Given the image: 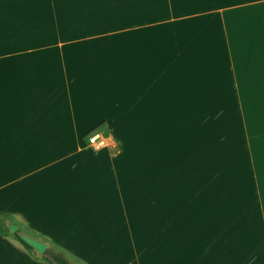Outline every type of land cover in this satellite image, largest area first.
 Listing matches in <instances>:
<instances>
[{"label": "rangeland", "instance_id": "rangeland-1", "mask_svg": "<svg viewBox=\"0 0 264 264\" xmlns=\"http://www.w3.org/2000/svg\"><path fill=\"white\" fill-rule=\"evenodd\" d=\"M210 7L211 0H0V54H50L6 58L12 65L0 73L1 79L9 78L4 88L22 84V89L12 88L13 100L20 96L18 104L7 107L13 114H58L59 127L73 133L45 135L40 144L60 140L61 152L78 146L86 150L77 154L80 159L105 155L107 162L96 171L107 180L109 203L116 188L123 199V209H108V216L72 218L73 225L91 233L93 243L86 237L77 245L74 232L61 234L70 218L46 217L36 226L34 218L0 217L5 233L7 224L16 223L47 245L42 254L28 250V264H54L51 254L68 264H186L202 250V242L204 252L210 251L212 225L227 220L223 215L230 205L227 108L214 114L210 95L202 99L211 86L197 88L196 82L201 68L196 17ZM52 59L53 66L43 68L59 72V85L32 89L29 77L43 69H33L34 62ZM32 98L40 104L19 102ZM53 123L58 122H44L47 133ZM236 124V140L243 143L242 123L237 119ZM95 130L110 135L115 147L87 148L83 138ZM254 145L263 168V139ZM46 149L53 158L63 154L56 145ZM249 187L259 235L249 264H264V180ZM117 196L114 204H119ZM58 219L61 227L51 224Z\"/></svg>", "mask_w": 264, "mask_h": 264}, {"label": "crops", "instance_id": "crops-1", "mask_svg": "<svg viewBox=\"0 0 264 264\" xmlns=\"http://www.w3.org/2000/svg\"><path fill=\"white\" fill-rule=\"evenodd\" d=\"M210 8L211 11L202 12V15L196 17L197 65L201 67L196 71V82L197 88L211 86V93L206 95L203 92L202 99L205 100L210 95L214 114L220 116L221 107L226 105L227 108L230 205L226 215H223L227 220L222 225L220 220L218 226L215 223L212 225L210 251L204 252L205 243L202 242V246H198L202 250L197 251L193 260L186 264H249L253 249L257 250L255 241L259 240L258 227L253 226L255 219L252 220L254 215L250 212V201L254 198L249 185L262 184L264 180V167L261 168L254 155L258 148L254 143L263 139L264 144V0H211ZM200 51L201 56L198 55ZM25 53L36 57L50 55L43 50L14 53L11 50L2 51L0 73L3 72L4 75L12 65L11 62L7 63L6 58ZM41 61L43 60H36L33 69L50 67L54 63L53 59L44 64ZM58 73L45 71L44 68L39 73L33 72L34 76L29 77L32 89L57 87ZM63 74H66L64 83L67 86V72L63 71ZM53 75L56 80L51 79ZM0 80L4 81H1L4 93L0 96V138H4L0 141V217H15L20 222L34 218L37 226L46 217H66L71 222L72 218L108 216V209H123L120 189L117 194L116 188L115 196L111 193L109 203L107 180L105 177L102 179L96 171L107 162L103 160V155L93 156V159H80L77 154L86 150L72 145L68 151L61 152L60 140L49 142L51 145H41L39 137H61L66 130L67 134H72L73 131L59 127L58 114H13L7 105L18 104L16 101L20 96H15L13 100L11 95L16 84L12 88H4L7 87L9 78L4 76ZM21 87L22 84L15 89H22ZM15 94H20V91ZM198 99L200 93L197 94L196 102ZM19 102L40 104L37 98ZM237 119L242 123L243 143L236 140ZM45 121L58 123H53L52 129L47 133V129L43 128ZM13 137L20 139H10ZM53 145L63 153L61 156H51L46 147H54ZM261 152L264 159V148H261ZM117 195L119 204H114V197H118ZM261 200H264V195ZM261 216L264 218V212H261ZM261 223L260 226L264 228V220ZM51 224L60 226L59 219ZM71 224L72 222L65 228L62 227L61 234L74 232L77 239L73 241L76 244L86 237L91 243L96 241L91 233L87 234V230L82 232ZM9 225H15L17 232L39 241L16 223L5 226L8 236L0 224V264H28V250L15 238Z\"/></svg>", "mask_w": 264, "mask_h": 264}, {"label": "built area", "instance_id": "built-area-1", "mask_svg": "<svg viewBox=\"0 0 264 264\" xmlns=\"http://www.w3.org/2000/svg\"><path fill=\"white\" fill-rule=\"evenodd\" d=\"M83 143L94 152L105 151L115 147V141L110 135H104L97 130L86 134Z\"/></svg>", "mask_w": 264, "mask_h": 264}, {"label": "water", "instance_id": "water-1", "mask_svg": "<svg viewBox=\"0 0 264 264\" xmlns=\"http://www.w3.org/2000/svg\"><path fill=\"white\" fill-rule=\"evenodd\" d=\"M9 229L12 233L17 234V236L20 238L22 242H24L28 247H30L32 250H34L37 254H42L46 248L47 245L32 238L25 234L17 232V227L13 225H9Z\"/></svg>", "mask_w": 264, "mask_h": 264}, {"label": "trees", "instance_id": "trees-1", "mask_svg": "<svg viewBox=\"0 0 264 264\" xmlns=\"http://www.w3.org/2000/svg\"><path fill=\"white\" fill-rule=\"evenodd\" d=\"M14 236L27 250H32L30 247H28L24 242L20 240L17 234H15ZM50 256H51V261L54 264H68L66 259L60 254H51Z\"/></svg>", "mask_w": 264, "mask_h": 264}]
</instances>
